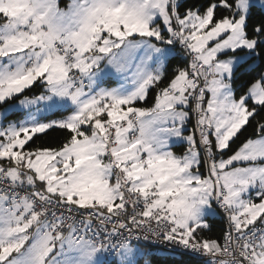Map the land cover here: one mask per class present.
<instances>
[{
	"label": "snow or ice",
	"instance_id": "6c2138e0",
	"mask_svg": "<svg viewBox=\"0 0 264 264\" xmlns=\"http://www.w3.org/2000/svg\"><path fill=\"white\" fill-rule=\"evenodd\" d=\"M0 264H264V0H0Z\"/></svg>",
	"mask_w": 264,
	"mask_h": 264
},
{
	"label": "trees",
	"instance_id": "16d2710c",
	"mask_svg": "<svg viewBox=\"0 0 264 264\" xmlns=\"http://www.w3.org/2000/svg\"><path fill=\"white\" fill-rule=\"evenodd\" d=\"M61 4H65L66 0H60ZM29 95H32L33 93H28ZM21 118L20 116H15L14 119ZM255 123V121L253 122ZM252 132V127L248 126L247 131L244 133L245 136H248ZM60 133L59 132H49L47 136L40 135L38 138L34 139L29 145V148H34L37 145H45L48 144H54L56 140L60 139ZM235 147V146H234ZM230 154V153H229ZM226 230V224L223 215L218 216L215 218V222L213 223L212 233L211 235L213 237L221 236L223 234V231Z\"/></svg>",
	"mask_w": 264,
	"mask_h": 264
},
{
	"label": "built area",
	"instance_id": "2783aa9c",
	"mask_svg": "<svg viewBox=\"0 0 264 264\" xmlns=\"http://www.w3.org/2000/svg\"><path fill=\"white\" fill-rule=\"evenodd\" d=\"M223 215V214H222ZM223 217H224V220H225V224H226V229H227V224H228V221H227V217L226 216H224L223 215ZM222 244H223V240L221 239V241H220Z\"/></svg>",
	"mask_w": 264,
	"mask_h": 264
},
{
	"label": "crops",
	"instance_id": "0c3cea01",
	"mask_svg": "<svg viewBox=\"0 0 264 264\" xmlns=\"http://www.w3.org/2000/svg\"><path fill=\"white\" fill-rule=\"evenodd\" d=\"M66 3H67V0H66ZM66 3L65 4H61V7H64L66 5Z\"/></svg>",
	"mask_w": 264,
	"mask_h": 264
},
{
	"label": "rangeland",
	"instance_id": "374dc122",
	"mask_svg": "<svg viewBox=\"0 0 264 264\" xmlns=\"http://www.w3.org/2000/svg\"><path fill=\"white\" fill-rule=\"evenodd\" d=\"M22 118V117H21ZM10 119H14V117H10ZM19 119V118H18ZM253 195H254V193H253Z\"/></svg>",
	"mask_w": 264,
	"mask_h": 264
}]
</instances>
